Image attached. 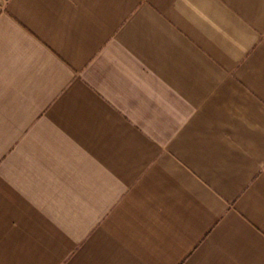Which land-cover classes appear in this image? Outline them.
Returning <instances> with one entry per match:
<instances>
[{"label": "crops", "instance_id": "obj_1", "mask_svg": "<svg viewBox=\"0 0 264 264\" xmlns=\"http://www.w3.org/2000/svg\"><path fill=\"white\" fill-rule=\"evenodd\" d=\"M0 264H264V0H0Z\"/></svg>", "mask_w": 264, "mask_h": 264}]
</instances>
